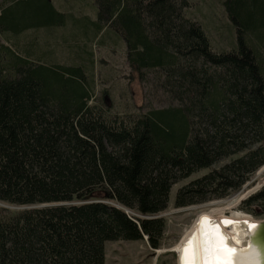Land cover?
I'll return each instance as SVG.
<instances>
[{
    "label": "trees",
    "instance_id": "1",
    "mask_svg": "<svg viewBox=\"0 0 264 264\" xmlns=\"http://www.w3.org/2000/svg\"><path fill=\"white\" fill-rule=\"evenodd\" d=\"M90 3L93 20L70 16L82 44L61 47L84 67L49 62L23 37L63 26L50 0H0V264H104L105 243L117 241L156 251L174 183L208 170L176 191L173 207L184 208L225 199L264 166V0H220L235 33L224 52L185 15L189 0ZM104 33L101 45L118 46L166 106L88 105L87 44ZM239 208L264 214V186Z\"/></svg>",
    "mask_w": 264,
    "mask_h": 264
},
{
    "label": "rangeland",
    "instance_id": "2",
    "mask_svg": "<svg viewBox=\"0 0 264 264\" xmlns=\"http://www.w3.org/2000/svg\"><path fill=\"white\" fill-rule=\"evenodd\" d=\"M50 2L66 14L63 26L29 28L23 33V37L26 41H29L30 37H35L36 45L49 62L74 66L78 65L75 63L83 62V66H87L85 63L87 60L84 59L86 57L83 54V57H80L81 60L70 59L66 56L65 49L61 47L71 43V45L82 44L78 40V29L72 23L70 16L74 17L79 14L89 16L92 6L90 0H50ZM16 10H20V8ZM28 11L21 12V15L26 17ZM185 15L200 24L209 39L212 51L224 52L234 48V29L221 8L220 0H189ZM107 36L108 33H104L98 42L87 44L92 53L91 60L93 62L91 65L93 100L89 101L88 105H94L95 100L103 101L104 97L110 113L115 114L143 113L150 107L166 106L167 102L163 96L151 91L147 86L139 84L134 74L130 73L124 54L118 46L101 45ZM47 53H50L49 57H47ZM231 159L234 157L225 159L214 167L227 163ZM207 172L208 170H201L171 186L167 208L159 215L165 222V229L161 247L158 250L149 249L145 240L108 242L104 245V264H192V259L188 256L185 246L188 237L198 227L213 223L218 219H230L233 215L247 216L248 224L251 222L250 219L252 221L264 220V214L249 216V218L239 208L241 201L264 186V166L250 177L249 182H246L240 191L225 199L212 200L184 208H174L173 200L176 191ZM4 208L9 211L21 209L20 207L5 205ZM128 214L136 216L133 212H128ZM179 245L183 247L180 248Z\"/></svg>",
    "mask_w": 264,
    "mask_h": 264
},
{
    "label": "bare ground",
    "instance_id": "3",
    "mask_svg": "<svg viewBox=\"0 0 264 264\" xmlns=\"http://www.w3.org/2000/svg\"><path fill=\"white\" fill-rule=\"evenodd\" d=\"M246 217L233 215L198 227L185 246L192 264H259L247 250L248 231L255 221L248 224Z\"/></svg>",
    "mask_w": 264,
    "mask_h": 264
},
{
    "label": "water",
    "instance_id": "4",
    "mask_svg": "<svg viewBox=\"0 0 264 264\" xmlns=\"http://www.w3.org/2000/svg\"><path fill=\"white\" fill-rule=\"evenodd\" d=\"M126 214L129 211L123 209ZM247 250L257 258V263L264 264V220L255 221L248 231Z\"/></svg>",
    "mask_w": 264,
    "mask_h": 264
},
{
    "label": "crops",
    "instance_id": "5",
    "mask_svg": "<svg viewBox=\"0 0 264 264\" xmlns=\"http://www.w3.org/2000/svg\"><path fill=\"white\" fill-rule=\"evenodd\" d=\"M88 18H89V20H93L94 19V15H93L92 9H91V12H90V15L88 16Z\"/></svg>",
    "mask_w": 264,
    "mask_h": 264
},
{
    "label": "snow or ice",
    "instance_id": "6",
    "mask_svg": "<svg viewBox=\"0 0 264 264\" xmlns=\"http://www.w3.org/2000/svg\"><path fill=\"white\" fill-rule=\"evenodd\" d=\"M202 219H206V218H202ZM224 223L228 224L231 223V221H225Z\"/></svg>",
    "mask_w": 264,
    "mask_h": 264
},
{
    "label": "built area",
    "instance_id": "7",
    "mask_svg": "<svg viewBox=\"0 0 264 264\" xmlns=\"http://www.w3.org/2000/svg\"><path fill=\"white\" fill-rule=\"evenodd\" d=\"M249 217V216H248ZM250 218V217H249Z\"/></svg>",
    "mask_w": 264,
    "mask_h": 264
}]
</instances>
